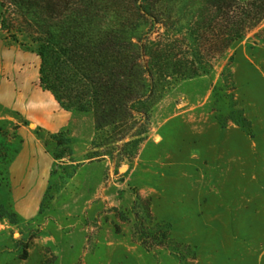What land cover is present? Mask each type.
I'll return each mask as SVG.
<instances>
[{"label":"rangeland","instance_id":"rangeland-1","mask_svg":"<svg viewBox=\"0 0 264 264\" xmlns=\"http://www.w3.org/2000/svg\"><path fill=\"white\" fill-rule=\"evenodd\" d=\"M172 3L168 26L139 19L133 41L192 44L209 12L189 10L208 0ZM11 12L0 3V264H264V16L221 53L208 43L202 72L174 76L145 133L121 140L93 112L59 103L77 119L50 133L2 101L16 63L41 74ZM103 12L102 26L124 18Z\"/></svg>","mask_w":264,"mask_h":264},{"label":"trees","instance_id":"trees-1","mask_svg":"<svg viewBox=\"0 0 264 264\" xmlns=\"http://www.w3.org/2000/svg\"><path fill=\"white\" fill-rule=\"evenodd\" d=\"M172 2L177 0H0L23 16L39 44L41 85L62 107L93 112L97 129H121V140L137 126L133 135L145 133L151 108L174 76L202 72L196 63H204L208 43L209 53H221L264 16V0H208V8L189 10L209 12L195 20L192 44L178 37L134 42L139 19L169 25ZM111 8L114 18H124L102 26L103 10ZM11 23L4 18L5 27Z\"/></svg>","mask_w":264,"mask_h":264},{"label":"crops","instance_id":"crops-1","mask_svg":"<svg viewBox=\"0 0 264 264\" xmlns=\"http://www.w3.org/2000/svg\"><path fill=\"white\" fill-rule=\"evenodd\" d=\"M16 65V72L11 81H8L11 92H2V101L23 114L31 124L50 133L72 128L77 114L61 108L55 94L40 86L39 62L34 66L22 60Z\"/></svg>","mask_w":264,"mask_h":264}]
</instances>
